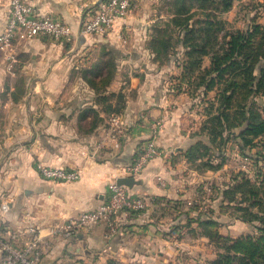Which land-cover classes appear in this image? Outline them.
Returning <instances> with one entry per match:
<instances>
[{"label": "crops", "instance_id": "crops-1", "mask_svg": "<svg viewBox=\"0 0 264 264\" xmlns=\"http://www.w3.org/2000/svg\"><path fill=\"white\" fill-rule=\"evenodd\" d=\"M25 1L41 15L61 19L72 36L66 42L33 38L19 43L12 73L0 57V205L4 200L10 202L8 210L0 208V242L22 246L25 236L19 237V232L25 228L54 224L97 208L107 195L108 183L130 177L124 171L126 166L149 136L150 123L161 120L164 128L157 145L162 154L146 164L136 178L138 183L129 188L132 193L149 196L147 209L122 214L119 229L109 241L102 224L72 238L53 239L40 264L174 262L180 239L166 232L169 220L160 224L164 215L159 206L173 201L190 218H196L203 213L202 205L193 198L197 188L203 192L204 186L211 195L214 190L226 189L232 179L215 186L214 178L220 175L219 170L225 175L227 162L222 170L197 169L198 162L184 156L196 140H207L205 135H197L201 118L207 115L191 108L182 86L171 89L163 84L165 70L155 68L158 62L148 50L155 20L163 23L173 16V0H135L107 37L79 35L84 12L102 0ZM8 11L9 0H0V32ZM106 51L117 55L115 71L108 85L98 88L89 81L90 71L95 72L96 64L101 66ZM209 64L205 56L202 67ZM170 66L174 76H179L177 60L170 59ZM103 72L101 68L94 74ZM98 78L94 75L95 82ZM207 94L209 104L214 91ZM113 116L123 126V136L112 134L108 122ZM223 150L224 156H235L238 148L235 141H229ZM37 164L76 169L80 178L58 184L43 178ZM207 200L206 211L210 209L211 217L219 222L215 212L219 199ZM230 220L254 233L252 225L236 217ZM170 221L181 222L186 231L198 229L196 223L183 225L180 210L174 211Z\"/></svg>", "mask_w": 264, "mask_h": 264}, {"label": "trees", "instance_id": "trees-1", "mask_svg": "<svg viewBox=\"0 0 264 264\" xmlns=\"http://www.w3.org/2000/svg\"><path fill=\"white\" fill-rule=\"evenodd\" d=\"M185 1L188 0L172 2L173 16L162 24V29L156 28L148 50L155 61H162L161 55L168 56L172 45L164 41L157 43L155 34L161 30L163 36H171L167 31H176L175 45L184 49L181 78L193 87V93L200 90L205 96L214 91L213 101L208 104L211 110L206 113L207 117L197 132L199 137L205 135L207 144L196 140L185 150L184 156L192 162H200L203 168L218 170L224 161L223 147L229 141H235L239 152L247 159H252L247 151L254 148L264 151V23L257 21L261 14L255 15L244 30L222 32L219 42V31L225 22L221 27V22L215 20V13L226 12L233 0H189L190 5ZM259 7L264 12V3L256 4L255 9ZM193 8L195 11L192 12ZM158 44L162 47L159 48ZM105 53L107 58L101 66L96 64L94 70L106 68V71L99 74L90 71L89 81L98 88L108 85L115 71L116 53ZM205 56L210 59L207 68L202 67ZM94 75L96 78L99 76L98 84ZM214 149L217 152L215 157L220 159L217 164L211 159ZM254 167L253 179L238 173L232 178V183L220 192L224 200L222 205L225 203L234 210L233 217L252 225L253 234L236 239L220 236L217 231L219 222L211 215L204 216L203 212L196 218H190L187 212L182 213L185 226L196 223L200 229L198 234L214 243L216 257L210 264H264L263 154L256 158ZM207 212L210 214L211 210ZM171 227L175 230L181 225L175 222ZM189 231L197 234L194 230ZM108 264L119 263L110 261Z\"/></svg>", "mask_w": 264, "mask_h": 264}, {"label": "built area", "instance_id": "built-area-1", "mask_svg": "<svg viewBox=\"0 0 264 264\" xmlns=\"http://www.w3.org/2000/svg\"><path fill=\"white\" fill-rule=\"evenodd\" d=\"M134 1H100L84 12L79 35L107 37L113 31L115 22L128 15ZM71 36L69 26L61 19L41 15L36 7L25 0H9L8 15L0 32V57L4 59L7 71L12 73L17 59L16 46L19 43L33 38L66 42ZM108 124L114 136L124 135L125 130L116 116L111 117ZM163 128L161 120L150 123L149 136L133 162L124 170L127 176L136 179L149 161L162 154L157 142ZM36 170L43 178L58 184L75 182L80 178V172L71 168L37 164ZM149 200V196L132 193L126 186L111 181L107 185L105 199L94 210L80 212L66 220L46 226H29L19 232V237L25 236L22 246H15L10 241L0 242V264H40L53 239L72 238L81 231H88L100 224L105 226V239L109 241L119 229L122 214L145 211ZM9 203L4 200L0 205L1 210H8Z\"/></svg>", "mask_w": 264, "mask_h": 264}, {"label": "rangeland", "instance_id": "rangeland-1", "mask_svg": "<svg viewBox=\"0 0 264 264\" xmlns=\"http://www.w3.org/2000/svg\"><path fill=\"white\" fill-rule=\"evenodd\" d=\"M185 2H187L186 4H188V5H190V3H191V1H189V0L185 1ZM263 3H264V0H233V3H232L233 8L231 9L230 12H228V13L227 12L226 13L225 12H216L215 13L216 14L215 20H219L221 22V27L225 22L223 28H221V30L219 31V35H218L217 40L219 42H221L222 32H226L227 30L230 32L233 30H237V29L244 30L246 28L249 20L251 18H253L255 15L261 14V16H259L257 18V21L259 23L260 22L263 23L264 22V12H262V8L259 7L257 10L255 9L256 4L258 5V4H263ZM155 21L156 22H154V24H155L154 27L155 26L156 27L152 28V36L154 35V31L157 32L156 28L162 29L163 28L162 24L166 22V21H164L163 23L162 22L159 23L158 20H155ZM167 33L170 34L171 36H163V31H161V30H159L158 33L155 34V37H157V43H162L164 41L165 43L172 45V50L168 53V56H164V54L161 55V53H163V50L161 49L160 55H161L163 60L157 61L158 63L154 64L156 66L155 68L157 70L158 69H164L165 70V73L167 76L164 78H161V79L164 82L163 84L164 85L166 84V87L169 85V87L171 89H173V88H176L178 86L177 87V89H178L179 87L181 88V86H182L186 90L189 98L191 99V102H192L191 108L192 109H198V111H200V114H203L205 116V114L209 110H211L209 108V105L206 103V97L208 96V94H206L204 96L203 94H201L200 90H196V92L194 91V93H193L192 92L193 87L188 85L187 81L185 79L181 78V75H182L181 72L179 74L180 77L178 75L174 76V74L172 73L174 69H172L173 67L170 66V59L172 61L177 60V62H178L177 67L181 71L180 64H181V58L183 57L182 53H183L184 49H182L180 45H177V46L175 45V38H176L175 33H176V31L169 30V31H167ZM158 47L161 48L162 46L160 44H158ZM139 66H140V64H139ZM104 71H106V68L104 69ZM162 80H161V82H162ZM175 80H180V82L176 81L174 83ZM96 83L97 84L99 83L97 79H96ZM213 112H214V110H213ZM204 120L205 119L201 118V121H200L201 123H200V126H199L197 131H199L201 124ZM201 141L204 143L207 142V140L206 141L201 140ZM223 148H225V147H223ZM201 152H203V151H201ZM212 153L214 154V157H212L211 159H212L214 164H217L218 162H220V159L215 157V156H217L216 150L214 149L212 151ZM246 154L249 155L250 157H252V159H247V157L245 158V156H242L241 153L239 152V150H237V152H235V156H233V155L224 156L223 157L224 158L223 163H225V162L228 163V164H226L227 169L224 172L225 175L223 174L222 171H220L218 169L220 172V175L214 178V181H213L214 185L216 186L217 184H222V183L226 182V180L232 179L236 174L242 173V172H244V175L246 177H249L252 179L253 178L252 176L254 175L255 170H256V167H254V161L256 160V158L259 157L260 154L264 155V151L262 148H260V149L254 148L249 152L247 151ZM232 156L238 157L239 159H236L237 160L236 161V160L232 159ZM195 166L197 167V169L202 168L200 162H198ZM222 167H223V165H222ZM222 167H221V170H222ZM209 191H210V189H205V187L203 186V192H202L201 187H200V189L198 187L197 191H196L197 195L193 198H195L196 201L202 205V207H203L202 211L204 212V214H209L207 212L208 210L206 211V206H207L206 204L208 202L207 199H209V200L210 199H219L220 204L218 203V205H217L218 210L215 212H216V216L218 217L219 223H220L218 228H217L218 234L220 236L229 237V235H231L233 237L230 236L229 238L233 239L236 237V235H238L240 233L241 234H243V233L253 234L251 231L252 230L251 228H250V230H247V228H245L244 226H242V228L241 227L238 228L237 224H235L231 220L228 221L229 218L233 217L234 210H232L231 207L225 206L226 205L225 203L221 206L222 202L224 201L222 198V195L220 193L221 191L214 190L213 192H211V195L210 194L208 195ZM168 203L169 202L163 201V204H161L159 206L162 209L161 210L163 213L162 215H164V221H161L160 224H162V223L164 224V222H167L169 220L167 222V227L165 229L166 232L168 231V233H170L171 237L178 238V239H180L181 242L179 240L176 241L177 243H180V246L178 247L179 251H178V254L175 255L174 262L168 261V262L162 263V264H210L211 261L214 260L216 257V250L214 248V243L210 242L205 237L201 238L202 236H200V237L195 236L194 235L195 233H191L189 230L186 231V229H184L185 227H182V226L179 228L181 230V231L179 230V233H178V229L173 230V228L171 226H174L175 222L170 221V220L173 219L174 211L178 212V210H180V213L182 214V213L186 212V210H184L179 205L176 206V204L173 201L170 202L171 204H168ZM184 222H183V225L185 224ZM177 225H182V223L177 222ZM182 231L184 234L182 233ZM172 232H174V233H172ZM196 232L200 233V229H197ZM176 233H177V235H176ZM178 235H179V237H178ZM226 235H228V236H226Z\"/></svg>", "mask_w": 264, "mask_h": 264}, {"label": "water", "instance_id": "water-1", "mask_svg": "<svg viewBox=\"0 0 264 264\" xmlns=\"http://www.w3.org/2000/svg\"><path fill=\"white\" fill-rule=\"evenodd\" d=\"M116 182L118 184H122L124 186H126L128 189L132 188V186L134 184H137L138 182L136 181V179L132 178V177H122V178H118L116 180Z\"/></svg>", "mask_w": 264, "mask_h": 264}]
</instances>
